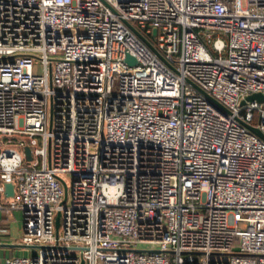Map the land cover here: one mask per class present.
Returning a JSON list of instances; mask_svg holds the SVG:
<instances>
[{"label":"built area","instance_id":"1","mask_svg":"<svg viewBox=\"0 0 264 264\" xmlns=\"http://www.w3.org/2000/svg\"><path fill=\"white\" fill-rule=\"evenodd\" d=\"M249 126L264 0H0V210L37 248L1 264H264Z\"/></svg>","mask_w":264,"mask_h":264},{"label":"crops","instance_id":"2","mask_svg":"<svg viewBox=\"0 0 264 264\" xmlns=\"http://www.w3.org/2000/svg\"><path fill=\"white\" fill-rule=\"evenodd\" d=\"M14 219V211L10 213L9 215L6 213L5 209L0 210V227L5 228L6 231L0 233V264L3 263L5 257L8 256H23L27 255L28 253L33 252L32 247H28L25 245L18 244L17 240H12L10 238V235L12 234L10 227H12L13 220ZM19 232L20 223H17L16 226ZM20 247V249H17L13 251L12 247ZM30 248V249H28Z\"/></svg>","mask_w":264,"mask_h":264},{"label":"water","instance_id":"3","mask_svg":"<svg viewBox=\"0 0 264 264\" xmlns=\"http://www.w3.org/2000/svg\"><path fill=\"white\" fill-rule=\"evenodd\" d=\"M126 24L131 28V30L138 36L140 37L147 45L148 47L157 54V56L159 58H161L164 62H166V60L164 59V57L154 48V46L138 31V29H136L130 22L126 21ZM156 29L153 28L152 29V34H155ZM125 61L128 62L129 64H134L136 62L135 58L133 56H131L130 54H126L125 57ZM197 89L199 91H201L202 93L206 94L207 96H209L204 90H202L200 87L196 86ZM210 97V96H209ZM212 98V97H211ZM263 96L260 92H254L251 93L249 95L246 96L247 100H252V99H256L258 101L262 100ZM213 99V98H212ZM215 102H217L215 99H213ZM242 102H244V100H242ZM218 103V102H217ZM219 104V103H218ZM249 128L255 132L257 135H259L261 138L264 139L263 134L260 132V130L257 127H253V126H249ZM25 152H26V157L29 159L30 158V149L28 146L24 147ZM13 193V184L11 182L5 183L4 184V191L3 194L4 196H10ZM58 223H59V212L57 213L56 217H55V227L57 230L58 227ZM135 250H140V249H135Z\"/></svg>","mask_w":264,"mask_h":264},{"label":"rangeland","instance_id":"4","mask_svg":"<svg viewBox=\"0 0 264 264\" xmlns=\"http://www.w3.org/2000/svg\"><path fill=\"white\" fill-rule=\"evenodd\" d=\"M132 23H133V25L135 26V28L136 29H138V31H140L141 33H144V29L143 28H141L140 27V25L136 22V21H132ZM222 37H224V35H222ZM149 38H150V40L153 42L154 41V38L152 37V35L150 34L149 35ZM33 70H34V72H36V73H39V72H41V70H42V65H41V63L40 62H38V60H36V59H34V61H33ZM37 138V140L39 141V137H36ZM9 199L8 198H5V197H0V203H1V205L2 206H4L5 205V203L8 201ZM20 219H21V214H20V212L19 211H14V221H13V223L14 224H12V227H10L9 226V228H10V230H11V232H12V234L10 235V238L12 239V240H17V239H19L20 238V233L18 232V229H16L17 227V223L19 222L20 223ZM1 222V221H0ZM12 249H13V251H15V250H17V249H20V247H12ZM28 249H30V248H28ZM33 251H36L37 250V248H33L32 249ZM28 254H30V253H28Z\"/></svg>","mask_w":264,"mask_h":264}]
</instances>
